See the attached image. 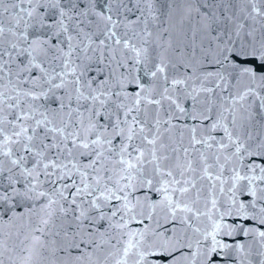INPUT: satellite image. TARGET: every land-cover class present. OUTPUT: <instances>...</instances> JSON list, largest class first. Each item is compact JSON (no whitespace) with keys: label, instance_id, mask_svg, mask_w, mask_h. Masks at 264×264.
Masks as SVG:
<instances>
[{"label":"snow or ice","instance_id":"snow-or-ice-1","mask_svg":"<svg viewBox=\"0 0 264 264\" xmlns=\"http://www.w3.org/2000/svg\"><path fill=\"white\" fill-rule=\"evenodd\" d=\"M0 264H264V0H0Z\"/></svg>","mask_w":264,"mask_h":264}]
</instances>
